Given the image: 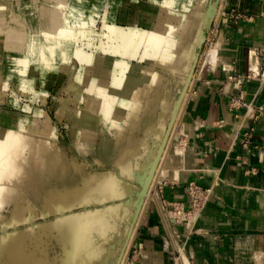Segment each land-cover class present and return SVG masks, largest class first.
Instances as JSON below:
<instances>
[{"label":"rangeland","instance_id":"rangeland-1","mask_svg":"<svg viewBox=\"0 0 264 264\" xmlns=\"http://www.w3.org/2000/svg\"><path fill=\"white\" fill-rule=\"evenodd\" d=\"M223 1L190 0L193 7L181 9L174 1L166 5L159 0H124L113 9V0H108L94 22L92 19L91 24L76 26L68 39L74 53L81 50L111 56L115 60L110 59V63L119 68L114 72L123 75L118 89H105L101 112L86 106L88 93L95 97L94 86L82 92L80 102L75 103L68 93L71 81L65 75L60 83L51 78L41 86L26 89L23 81L30 70L25 66L37 64L27 65L24 58L17 57L16 68H0V115L4 111L11 117L10 123L0 121V264H127L141 220L139 201L147 206L159 178L172 179L185 170L195 169V150L188 145L195 136V120L187 111L204 89L216 88L213 81L202 75L205 59L216 64L224 58L222 28L229 20L221 15ZM54 2L63 14L66 3ZM13 3L12 10H0V54L12 11L26 18L35 15L43 18L44 23L52 20L44 17L39 0ZM133 7H138L134 24L129 22ZM172 9L186 14L191 31L167 14ZM44 23L39 24L35 37L52 40L54 36L45 34ZM115 23L128 33L141 29V45L138 41L137 48L129 54L105 51L104 26ZM207 24L208 37L195 46L187 67L182 56L190 50L195 38L191 37L198 31L203 33ZM154 26L158 30H151ZM82 33L90 39L82 41ZM31 37L30 30L21 37L22 53L27 52ZM148 41L157 48L152 63L144 59ZM173 45H179V49ZM170 55L173 58H168ZM243 77L231 74L219 91L226 85L239 88ZM94 83L97 88L99 81ZM83 86L87 89L86 83ZM240 99L231 96L228 107L244 106H240ZM17 116L28 124L13 127ZM30 123L34 126L31 130ZM179 148L185 150L186 156L169 158ZM197 152H203L199 146ZM168 159L174 168L166 170ZM40 162L44 165L42 170L30 171L31 164L38 168ZM106 178L114 185L112 194L105 195L100 189ZM167 204L164 202V208ZM200 216L201 213L188 217L187 224L193 227Z\"/></svg>","mask_w":264,"mask_h":264},{"label":"crops","instance_id":"crops-1","mask_svg":"<svg viewBox=\"0 0 264 264\" xmlns=\"http://www.w3.org/2000/svg\"><path fill=\"white\" fill-rule=\"evenodd\" d=\"M223 2L241 17L223 25V60L204 61L202 77L216 88L204 89L188 107L195 120L188 142L195 169L164 179L154 192L127 264H264V0ZM231 74L251 77L239 88L219 91ZM231 96L244 106L229 108ZM190 181L213 190L193 227L169 214L171 203L190 200Z\"/></svg>","mask_w":264,"mask_h":264},{"label":"bare ground","instance_id":"bare-ground-1","mask_svg":"<svg viewBox=\"0 0 264 264\" xmlns=\"http://www.w3.org/2000/svg\"><path fill=\"white\" fill-rule=\"evenodd\" d=\"M54 1L55 0H39V2L42 4L41 11L45 13L44 17L46 18L50 17L53 20V21L46 20L45 23H44L43 18H39V17L37 18V16L35 15L31 16L30 18L28 17L26 18V16H22L18 12L12 11V13L10 14L11 15V18L9 20L10 22L6 26L5 40H4V44L2 45V49H1L2 53L0 54V68H4V67L16 68L15 63H16L17 57L24 58L23 60H25L26 63H28L27 65H30L31 63L37 64L36 66H31L30 68H28V66H25L26 70L28 71L30 70L29 71L30 75H26L28 71L24 72L26 73L25 74L26 78H24L23 87H25L26 89L33 88V86L34 87L41 86L42 83L46 82V80H49L51 78L60 83L63 81L62 78L65 75L64 78L68 79V81H71V85L69 87L68 93L72 95V97L75 98V103L80 102V99L78 97L81 96L82 92L92 89V87L94 86L95 89H97V91L95 92V97L91 98L90 97L91 93H88L86 106L88 108H93L101 112L103 111L102 110V104H103L102 98L105 94V91H106L105 89H109L111 88V86L118 89L120 80L121 78L123 79V75L120 71L114 72L115 71L114 69H119V68L116 65L113 66V62L110 63L111 62L110 59L115 60V58L111 56L101 57L97 53L90 52V51L80 52L81 51L80 50L77 53H74L75 51L72 50V46L68 42V39L71 38L72 35H74L75 33L74 28L78 26L79 24L84 23V22L86 24H91L92 19L94 22L97 16L104 10L105 3L108 0H61L66 3L63 14H60L57 11L56 2ZM123 1L124 0H113V3H114L113 9L118 8L119 5ZM129 1L131 2V0ZM159 1H161V3L163 2V4H166V5H169L170 2L174 1V5H176L177 7L181 9H187V8L193 7L190 0H159ZM12 5H14L13 0H0V10L3 12H8L12 10ZM139 9H140V5H139ZM155 9L156 8H154V10ZM136 10H138V7H133V11L129 15L130 16L129 22H132V24H134V20H133L134 17L137 16ZM167 14L171 18H173V20L178 19V22L181 23V25H184L185 28L188 29V31H191V26L189 25L188 22L185 21L186 14L184 12H181L178 9H174V10L172 9V10H169ZM195 14H197L198 16L200 15V12L195 13ZM156 15H158V13ZM42 23L45 24L44 31H45L46 36L48 37L54 36L52 40L47 41L44 39L45 37H41V38L35 37L36 33L39 32V24H42ZM154 27L151 30H154V29L158 30L157 27L156 28ZM104 28H105L104 30L105 40H103V42L107 41L105 42L106 43L105 45L107 46L106 48L104 47V49L105 51L111 54H118V53L121 55L129 54L137 48L138 41H139V45H141V42L143 41L142 39L144 38V34H142L141 29L135 30L132 33L130 32L128 33L123 29L121 30V26L116 23L113 24L112 26L105 25ZM26 30H30L32 32V37L30 39L31 42L29 43L27 52L22 53L21 51H23L24 48L22 47L23 45H22L21 37L23 36ZM171 30H172V27H171ZM177 36H179L180 38L181 34L179 35L177 34ZM193 37L195 38L192 40L191 45L189 46L190 50L189 51L187 50L188 53L182 56L183 64L187 63L189 58H191L194 55V48L196 45L200 44L203 41L204 34L198 31L191 38ZM80 39L84 41L85 39L88 40L90 38H89V35L82 33L80 36ZM87 43H90V42L88 41ZM175 47H178L179 49V45H176L173 48ZM154 48L155 47L153 46L151 41H148V45L144 53V59H147L151 63L154 60L153 55L157 49L155 48L154 50ZM83 49H86V48H83ZM213 53L214 52H212V54ZM171 56H174V55H170L168 58H173ZM105 58L109 59V61L106 60ZM69 64L70 66H68ZM188 65H189V62L187 63L186 66L189 67ZM252 67H253V70H255L254 73H257L258 68L255 62L252 64ZM97 68L102 69V71L97 70ZM11 75H18V74H11ZM36 80H38L39 82H37ZM96 80L99 81L97 88L95 86L97 83H94ZM157 82H158V85H161L160 80H158ZM83 83H86L87 89L84 88ZM102 83H105V84H102ZM57 113L59 117H62L61 112L57 111ZM0 121L3 123H7V122L10 123L11 121L10 113L3 111V113L0 115ZM27 122L28 121H26V119L24 120L20 118L19 116L18 118L14 120L13 127L23 128L22 126L24 124H28ZM29 125H31L29 126V130H31L34 126L31 123ZM0 128H1V124H0ZM29 130L27 131L29 132ZM10 135L11 134H9V137ZM7 137L8 136H6V138ZM184 151L185 150L183 148H179L175 151L174 156L171 154L169 158H172L175 156L182 158L185 155ZM1 163H2V159H0V164ZM42 164L43 163L40 162L38 168L34 164H31L30 171L33 170V172L35 171L38 172L42 170L44 168V165L42 166ZM172 168H174L172 165V162L168 159L165 169L169 170ZM159 179L164 181V179H161V178ZM101 184L102 185L100 189L105 195L108 193L112 194L114 192L112 191L114 185L110 178L104 179V181ZM61 199L63 200V197ZM171 207L172 208H171L170 213L173 214L175 210L173 203H171ZM186 209H187L186 206L179 207L176 213L182 214L184 211H186ZM192 215L194 214H191L189 216H192ZM195 215L198 216L199 214L195 213Z\"/></svg>","mask_w":264,"mask_h":264},{"label":"built area","instance_id":"built-area-1","mask_svg":"<svg viewBox=\"0 0 264 264\" xmlns=\"http://www.w3.org/2000/svg\"><path fill=\"white\" fill-rule=\"evenodd\" d=\"M221 15L226 17V20H231V19H238L241 17L240 14H236L234 10H228L225 8V6L222 9ZM214 29H216V22L214 23V28L211 31L212 35L214 36ZM209 39V38H208ZM247 78H250L251 76H245L240 79V82H244ZM163 188V183L160 180H157L156 183L154 184V187L152 189V192L154 193L156 190L161 191ZM187 191L190 196V200L188 203H183V202H173L174 204V213L170 214L175 220L179 222H183L185 220H188L189 215L195 214V213H201L202 210L204 209L207 201L209 200L210 196L213 193V190L211 187H204L200 183L196 181H190L187 185ZM145 206V205H144ZM144 206L142 207L141 213L139 215V218L143 216L145 210ZM186 206V211H184L182 214H177L176 212L178 211L179 207ZM146 209V208H145ZM144 210V211H143ZM142 215V216H141Z\"/></svg>","mask_w":264,"mask_h":264},{"label":"water","instance_id":"water-1","mask_svg":"<svg viewBox=\"0 0 264 264\" xmlns=\"http://www.w3.org/2000/svg\"><path fill=\"white\" fill-rule=\"evenodd\" d=\"M212 21V19L210 20V22ZM207 22H208V20H207ZM210 27V25H206L202 30H203V34H204V39H203V41L201 42V43H203L204 42V40L206 39V37H205V32H206V29L207 28H209ZM200 43V44H201ZM199 44V45H200ZM198 45V46H199ZM197 46V47H198ZM157 161H158V159L155 161V165H156V163H157ZM155 169V167L152 169V172H151V176H152V174H153V170ZM142 207H143V202L142 201H139V215H140V213H141V210H142ZM138 214V213H137Z\"/></svg>","mask_w":264,"mask_h":264}]
</instances>
